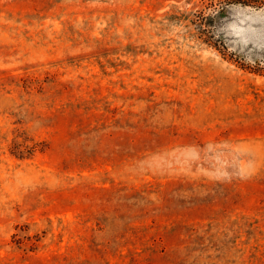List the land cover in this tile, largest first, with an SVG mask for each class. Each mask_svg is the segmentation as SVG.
<instances>
[{
  "label": "rangeland",
  "instance_id": "obj_1",
  "mask_svg": "<svg viewBox=\"0 0 264 264\" xmlns=\"http://www.w3.org/2000/svg\"><path fill=\"white\" fill-rule=\"evenodd\" d=\"M0 264H264V0H0Z\"/></svg>",
  "mask_w": 264,
  "mask_h": 264
}]
</instances>
